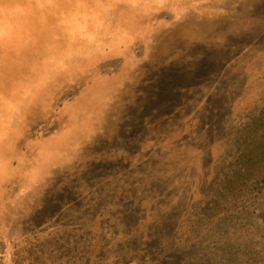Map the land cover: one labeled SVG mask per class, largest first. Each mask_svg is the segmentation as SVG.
I'll list each match as a JSON object with an SVG mask.
<instances>
[{
    "label": "rangeland",
    "instance_id": "rangeland-1",
    "mask_svg": "<svg viewBox=\"0 0 264 264\" xmlns=\"http://www.w3.org/2000/svg\"><path fill=\"white\" fill-rule=\"evenodd\" d=\"M263 108L264 0H0V264H264L197 226Z\"/></svg>",
    "mask_w": 264,
    "mask_h": 264
},
{
    "label": "trees",
    "instance_id": "trees-1",
    "mask_svg": "<svg viewBox=\"0 0 264 264\" xmlns=\"http://www.w3.org/2000/svg\"><path fill=\"white\" fill-rule=\"evenodd\" d=\"M235 154L225 165L207 203L200 208L197 226H209L246 199L264 193V108L234 133Z\"/></svg>",
    "mask_w": 264,
    "mask_h": 264
}]
</instances>
